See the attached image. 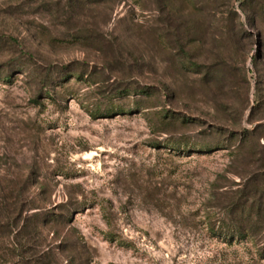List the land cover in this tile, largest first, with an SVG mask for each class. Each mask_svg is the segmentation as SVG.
I'll list each match as a JSON object with an SVG mask.
<instances>
[{"label":"rangeland","instance_id":"1","mask_svg":"<svg viewBox=\"0 0 264 264\" xmlns=\"http://www.w3.org/2000/svg\"><path fill=\"white\" fill-rule=\"evenodd\" d=\"M246 2L0 0V264H264L213 231L264 167L218 149L264 123Z\"/></svg>","mask_w":264,"mask_h":264},{"label":"trees","instance_id":"2","mask_svg":"<svg viewBox=\"0 0 264 264\" xmlns=\"http://www.w3.org/2000/svg\"><path fill=\"white\" fill-rule=\"evenodd\" d=\"M247 1V0H246ZM245 5V3H244ZM246 5H255L257 9L254 11L253 20L257 17H264V0H248ZM253 11V10H252ZM141 90L145 95H152V91ZM150 89V88H149ZM256 104L252 110V114L256 109L264 107V98L257 95ZM254 111V112H253ZM259 128H264V123L259 124L254 130H247L241 134L240 137L234 138L235 144H230L228 147H221L218 149L228 148L232 150L236 157L247 152L252 159L256 152L252 144L254 135ZM249 158V160H250ZM255 159V158H253ZM258 160V159H255ZM213 198L217 200V194H213ZM222 216L218 218L213 227V231L228 241L229 243L235 240L242 239H259L264 240V167L253 171L248 176H243L238 183V187L231 191V194L221 205ZM45 212V214H48ZM41 213L33 215V219L39 221ZM27 226H24V229ZM264 244V241H263ZM260 255L264 257V245L261 248Z\"/></svg>","mask_w":264,"mask_h":264},{"label":"bare ground","instance_id":"3","mask_svg":"<svg viewBox=\"0 0 264 264\" xmlns=\"http://www.w3.org/2000/svg\"><path fill=\"white\" fill-rule=\"evenodd\" d=\"M88 156H91V153H90V154H88Z\"/></svg>","mask_w":264,"mask_h":264}]
</instances>
